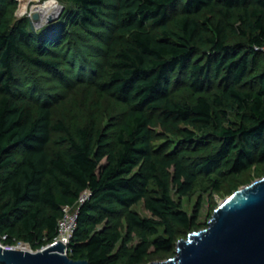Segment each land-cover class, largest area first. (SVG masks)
Segmentation results:
<instances>
[{
	"label": "trees",
	"instance_id": "1",
	"mask_svg": "<svg viewBox=\"0 0 264 264\" xmlns=\"http://www.w3.org/2000/svg\"><path fill=\"white\" fill-rule=\"evenodd\" d=\"M58 1L67 6L61 20L33 30L28 18L12 22L15 0H0V236L39 249L58 236L63 206H76L71 258L145 264L150 248L173 250L177 227L191 230L196 224L197 212L183 209L172 185L181 198L199 174L229 163L230 173L238 175L264 162V54L256 49L264 45V0ZM78 30L99 40L89 51L103 56L108 70L97 81L98 91L128 107L113 137L93 125L70 129L53 122L47 96L31 109L25 96L35 89L22 87L16 73L25 62L52 68L67 84L95 78L94 62L81 51L78 58L65 53L67 64L57 56ZM232 32L245 41L231 43ZM261 60L263 69L253 80L252 65ZM174 79L196 98L175 99ZM229 109L240 116L237 125H225ZM155 111L196 146H203L197 131L213 128L218 147L193 165L177 149L158 153L151 129ZM53 131L65 133L66 147L51 146ZM215 187L220 189L219 182ZM140 201L153 217L132 209ZM119 214L126 216L125 236L113 222ZM133 233L139 241L129 249Z\"/></svg>",
	"mask_w": 264,
	"mask_h": 264
},
{
	"label": "rangeland",
	"instance_id": "2",
	"mask_svg": "<svg viewBox=\"0 0 264 264\" xmlns=\"http://www.w3.org/2000/svg\"><path fill=\"white\" fill-rule=\"evenodd\" d=\"M15 1L16 4L11 8L10 17L12 22H16L23 18L31 20L33 14L36 12L33 10L34 5L47 0H32L27 4V10L23 12H20L21 0ZM60 4L65 6V10L61 15L62 17L67 10V6L63 3ZM61 17L56 22H59ZM43 20L45 19H42V21ZM239 24V22H236V27H238ZM42 27H37V30ZM155 31L158 32V30ZM76 33L74 38H72V43L69 44L71 37L65 39L66 45L64 44L59 48L62 52H58L57 56L63 59L65 64H67L65 53H68V56L71 58L75 55L78 58L80 54L89 56V58H87L89 59L88 61L94 62L92 63V69L97 72L95 78H93L94 80H89V76H86L85 78H81L82 80L74 79L67 84L64 80L67 78H62L57 72L53 73L52 68H35L25 62H19L16 73L21 77L20 79L24 81V86L22 87L25 89H27L28 86H30V88L33 87L32 91L35 89V92L25 96L31 109L35 110L37 105L43 102L44 96H47L46 99L51 103L53 122L63 121L70 129H74L79 125H93L95 129L108 131L113 137L118 128L119 121L128 107L114 94H102L98 91L96 86L97 81L106 79L108 70L103 66L104 57L92 55L93 52L89 54V51L91 50V45L99 43V40L86 31L78 30ZM229 41L231 43H237L245 41V39L239 32H232L230 33ZM78 44L80 49L77 48ZM78 50L81 51L80 54H78ZM63 54L64 56H62ZM95 63H99L98 66L95 65ZM262 69L263 61L258 65H252L251 79L255 80ZM66 76L68 78L70 77L68 75ZM36 88L40 89V92H38ZM172 95L177 100L189 102L193 101L197 96V94L193 93L188 88L186 83L175 79L172 81ZM150 115L152 118L151 129L153 131V146L158 153L177 149L178 153L184 157L190 165H193L195 162L200 161L202 158L207 157L215 151L219 145V140L213 128L197 131L198 135L196 140L202 143L203 146H196L197 144H195V141L186 142L178 130L169 124H165L163 122V115L160 111L150 112ZM240 121V116L237 111L235 109H229L225 125L234 126L240 123ZM179 125L183 128L187 126L184 123H179ZM189 128L194 129L191 126H189ZM64 136H66L64 132L53 131L51 146L66 147L67 142L61 141ZM229 168L230 164L227 163L209 175L199 174L193 190L188 195L181 198L172 185L173 198L176 201L181 199L183 209L191 215L197 212L196 224L191 230L177 227L178 241L187 238L193 231L207 228L215 209L223 200L251 182L264 177V162H256L250 169L242 171L238 175L231 174ZM216 182H219L220 189L215 187ZM152 187L156 186L152 185ZM132 209L136 210L142 217H153L151 211L145 207L144 201H140L133 205ZM113 222L123 236L127 235L128 226L125 215L119 214L115 217ZM99 227H102V225ZM138 241V234L133 233V238L129 242L128 248L131 249ZM176 247L171 251H155L153 247L150 248L149 254L145 258V264L154 261H164L174 257L176 255ZM117 249L119 250V246ZM124 262L125 259H122L121 264Z\"/></svg>",
	"mask_w": 264,
	"mask_h": 264
},
{
	"label": "water",
	"instance_id": "3",
	"mask_svg": "<svg viewBox=\"0 0 264 264\" xmlns=\"http://www.w3.org/2000/svg\"><path fill=\"white\" fill-rule=\"evenodd\" d=\"M64 10L60 4L59 10L43 21L35 12L30 20L32 29L55 23ZM65 249L61 241L36 251L26 243L12 249L0 246V264H91L87 259L71 258ZM146 264H264V177L223 200L207 228L177 242L174 257Z\"/></svg>",
	"mask_w": 264,
	"mask_h": 264
},
{
	"label": "built area",
	"instance_id": "4",
	"mask_svg": "<svg viewBox=\"0 0 264 264\" xmlns=\"http://www.w3.org/2000/svg\"><path fill=\"white\" fill-rule=\"evenodd\" d=\"M256 49L264 54V45H262L261 47H256ZM88 197L89 195L86 193L81 197L80 201L83 202ZM62 210V216L58 220V236L51 243H48L39 249H33L29 243L24 242L23 240L7 242L5 240L6 236H0V246L2 247V249H12L13 247H16L19 243H26L31 251H36L53 245L57 243V241H61L66 245V249L64 252L68 255L70 251V244L72 243V237L78 225V210L76 206L70 205L63 206Z\"/></svg>",
	"mask_w": 264,
	"mask_h": 264
},
{
	"label": "bare ground",
	"instance_id": "5",
	"mask_svg": "<svg viewBox=\"0 0 264 264\" xmlns=\"http://www.w3.org/2000/svg\"><path fill=\"white\" fill-rule=\"evenodd\" d=\"M32 0H21V9L20 12L27 10V4ZM60 3L57 0H47L42 3L35 4L33 10L41 14L42 19H47L52 13H55L59 10ZM22 14V13H21Z\"/></svg>",
	"mask_w": 264,
	"mask_h": 264
}]
</instances>
